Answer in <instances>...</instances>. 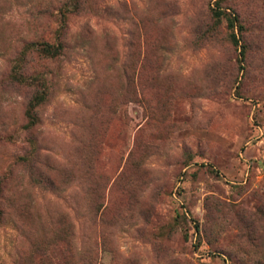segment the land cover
I'll return each instance as SVG.
<instances>
[{"label":"rangeland","instance_id":"1","mask_svg":"<svg viewBox=\"0 0 264 264\" xmlns=\"http://www.w3.org/2000/svg\"><path fill=\"white\" fill-rule=\"evenodd\" d=\"M74 4L0 0V264H264V0Z\"/></svg>","mask_w":264,"mask_h":264},{"label":"trees","instance_id":"2","mask_svg":"<svg viewBox=\"0 0 264 264\" xmlns=\"http://www.w3.org/2000/svg\"><path fill=\"white\" fill-rule=\"evenodd\" d=\"M81 1L82 0H74L75 8L72 10V12L73 11L78 12L81 9ZM222 14L223 12H221L220 9L215 10L216 17L219 18L220 16H222ZM65 15L68 16V13H65ZM238 22H239L238 17L236 16L228 17V26L230 29H232L231 36L234 42H237V44L239 41L236 35V28L240 26V23ZM241 47H243V45H241ZM31 50H34L39 55H42V57L55 58L63 53L64 43L54 44L49 41H42L41 43L34 45V47H32ZM244 52L245 49L243 47L241 51L242 56L244 55ZM26 56L27 54H25L23 57V60L25 61L24 65L17 70H12L11 76H12V81H14L15 83L24 86H33L35 88V92L32 93V96L30 97L26 107V116L28 119V125L29 127H32L36 125L39 121L38 108L47 100L49 90L45 78L42 74L36 71L32 73H28L26 71L27 69H25V67L28 63ZM30 155H35V150L30 152ZM46 180L49 181L50 179L46 178ZM51 264H55V263L52 262Z\"/></svg>","mask_w":264,"mask_h":264}]
</instances>
